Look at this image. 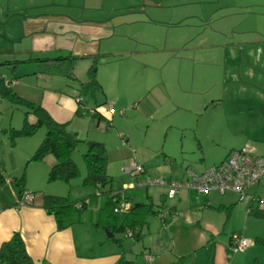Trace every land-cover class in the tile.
I'll list each match as a JSON object with an SVG mask.
<instances>
[{"label":"crops","instance_id":"obj_1","mask_svg":"<svg viewBox=\"0 0 264 264\" xmlns=\"http://www.w3.org/2000/svg\"><path fill=\"white\" fill-rule=\"evenodd\" d=\"M162 3L163 0H97L92 7L71 12L61 9L60 6L64 5L60 1L53 4L58 8L52 9L48 7V1L44 3L43 0H0V38L3 42H0V62L22 61L17 66L13 64L11 71L13 79L24 81L21 96L40 104L55 121L67 123L68 130L81 139L80 145H84L83 150L87 151L89 140L106 142L102 138L104 132L100 130L101 119L111 126L114 115H123L132 104L134 107L130 109L137 108L139 114L147 117L154 113L150 110L157 112L168 104L170 96L162 98L159 95L161 97L158 98L156 91L165 84V76L162 75L160 82L155 83L148 68L153 67L157 51L174 50L169 47L168 32L171 26H180L183 21L181 18L177 21H172L169 16L166 18V6ZM148 7L158 10L154 15H148ZM67 54L79 57L72 68L75 80L65 75L47 73L42 64L36 61L24 62ZM94 57L98 60L96 77L101 89L93 96H85L80 84L87 82V70ZM139 67H142V73ZM15 73L19 75L18 78H15ZM78 96L83 99L82 105L75 100ZM157 98L164 104L162 101L157 103ZM135 100L137 102L129 106L115 108L116 104L123 106ZM110 104L115 109L113 114L108 112ZM122 108L124 112L119 113ZM90 109H96L97 114L89 113ZM27 119L30 123L35 121L31 114ZM243 124L239 129L230 128L239 137L238 144H244L239 148L247 147L255 154H262L264 112L249 113ZM119 137L127 144L124 134H119ZM41 138L33 141L22 138L26 140L19 144L23 147L19 164L29 160L40 141H43ZM239 148L229 149L221 161L230 150ZM131 151L130 159H135L133 149ZM54 161L52 155H47L41 161L28 164L24 190L36 193L33 205H17V193L6 182L9 179L16 183L17 173L11 175L8 171H2L0 246L18 232L35 264H116L121 257L136 264H197V252L201 248H208L212 252L211 264H249L262 258L257 244L253 243L247 253L230 261V239L237 233H232L227 241H218L220 231L214 214H223L226 224L236 206L244 203L246 214L258 210L261 216L264 215V177L247 188L242 200L230 191L202 194L193 189H181L173 198H169L175 199V203L167 205L165 201L160 207L162 204L153 201L149 189H146L145 199L139 197L137 200L131 195L136 193L133 190L129 192L128 199L121 195V200L127 201L130 207L135 203H152L154 213H146L144 209L136 211L139 218L146 222L138 227V238L122 236L125 233L119 234L121 237H109L103 227L96 225L99 199L93 200L92 207L82 214L80 221L63 229H58L53 215L40 206L38 195H62L55 191L56 187L45 186ZM13 162L14 166L18 164L15 158ZM185 171L176 180L184 179L187 175ZM133 185L131 183L125 189H134ZM72 187L69 183V196ZM77 187L78 195H82L72 199L86 198L84 190L79 185ZM157 208H166L169 213L160 223L152 222L150 225L146 215L158 216ZM88 213L90 217L87 218ZM145 250L152 259L145 257Z\"/></svg>","mask_w":264,"mask_h":264},{"label":"rangeland","instance_id":"obj_2","mask_svg":"<svg viewBox=\"0 0 264 264\" xmlns=\"http://www.w3.org/2000/svg\"><path fill=\"white\" fill-rule=\"evenodd\" d=\"M43 1H48L47 5L52 9L58 8L53 4L60 1L64 5L60 8L71 12L97 3V0ZM162 4L166 6V18L169 16L172 21L181 18L183 21L180 26H171L168 32L171 35L169 47L174 50L157 51L153 67L148 68L155 83L165 76V84L156 91L158 98L170 96L168 104L157 112L150 110L154 112L150 117L129 107L123 115H114L111 126L102 119L99 124L104 132L102 138L106 139V171L111 176V182L101 191L120 192L133 183L135 188L128 191L136 192L131 194L134 200L145 199L146 189H149L156 204L161 203L160 194L165 195L166 189L160 185L137 186L136 182L144 179L143 175L134 177L124 170L131 163L132 149L136 161L145 166L150 177L179 179L185 170L202 172L219 163L229 149L243 146L238 144L239 137L230 128L243 127L251 112H264V0H163ZM156 10L146 8L148 15H154ZM4 62H0V171H8L11 175L17 173V181L31 163L27 160L19 164L23 148L19 144L26 140L22 138L33 141L42 136L44 139L47 132L44 127H39L32 135L17 136L11 145L9 130L22 127L25 109L12 103L7 93L12 91L22 97L21 84L24 81L13 79L12 65ZM139 69L142 73V67ZM18 76L15 73V78ZM158 98L157 103L162 101ZM133 102L137 101L123 106L116 104L115 108ZM119 134H124L127 144ZM83 149L84 145H78L73 152L79 176L70 181L74 187L69 194L71 198L80 197L82 194L78 195L79 189H76L79 185L85 196L90 195L91 205L87 207L90 209L95 198L102 204L107 194L94 196L93 189L82 187L86 172L82 157L86 149ZM12 158L18 160L16 166ZM8 180L7 184L13 186L18 196L19 187ZM45 186L56 187L55 191L62 194L58 196L68 195L69 184L65 182H48L46 178ZM165 201L167 205L175 203V199L165 198ZM146 217L150 225L161 222L159 216L148 214ZM214 217L220 231L218 241H227L232 233L251 240L264 235V215L261 216L258 210L246 214L244 203L236 206L226 224L223 214H214ZM256 246L262 258L249 264H264V246ZM251 247L252 244L244 252ZM244 252L234 253L229 248V260L243 256ZM211 255L208 248H201L197 252V264H211Z\"/></svg>","mask_w":264,"mask_h":264},{"label":"trees","instance_id":"obj_3","mask_svg":"<svg viewBox=\"0 0 264 264\" xmlns=\"http://www.w3.org/2000/svg\"><path fill=\"white\" fill-rule=\"evenodd\" d=\"M78 59L79 57L67 54L54 58H34L24 62L36 61L42 64L47 73L65 75L75 80L72 68ZM97 62V58L94 57L92 65L87 70V82L80 84V90L85 96H93L101 89V84L96 77ZM4 63L17 65L22 63V61H5ZM7 95L12 103L25 109L22 127L20 129L9 130L11 145L15 143L17 136L32 135L37 128L44 127L47 132L45 138L38 145L28 162H38L44 159L45 156L52 155L55 161L48 171L47 181H62L69 184L71 180L79 176V169L72 155L78 145L81 144V139L75 133L68 130L67 123L55 121L40 104L19 97L12 91H8ZM30 114L35 118L33 123H30L27 119ZM82 157L86 167V172L81 183L82 187L93 189L94 196L107 194L105 202L100 204L98 208L96 225L116 234H123L127 230H130L133 236L138 238V227L146 224V222L139 218L136 211L144 209L146 213H154L152 203H135L121 215L115 213L114 207L120 202L121 195L124 196V199H128L129 189H124L120 192H112L111 190L101 191L105 185L111 182V176L106 171L108 160L105 144L97 142L89 145ZM24 175L23 173L16 181L19 193L25 192L24 184L26 179ZM2 181L3 175L0 171V182ZM30 193L34 195L35 200L36 193ZM165 198V195H161L162 201L160 204L162 205L160 207H163ZM38 199L41 200L40 206L48 214L53 215L58 229H63L72 223L80 221L82 214L85 212L83 210H86L91 205L90 195L86 198L73 200L69 195L58 196L43 193L38 195ZM34 200L29 205H33ZM122 236L125 237L126 235ZM252 242L264 246V235L256 237ZM0 264H35L27 253L23 239L18 232H15L9 240L1 244ZM116 264L136 263L121 257Z\"/></svg>","mask_w":264,"mask_h":264},{"label":"built area","instance_id":"obj_4","mask_svg":"<svg viewBox=\"0 0 264 264\" xmlns=\"http://www.w3.org/2000/svg\"><path fill=\"white\" fill-rule=\"evenodd\" d=\"M75 100L79 105L83 102L81 96L76 97ZM129 107H134V104ZM108 112L109 114L115 113L111 104L108 106ZM118 112L123 113L124 109L122 108ZM89 113L95 115L97 110L90 109ZM124 170L134 177L143 175L144 179L138 180L137 186H163L166 189V198H173L181 189H193L202 194H207L210 191H217L220 194L229 191L235 192L239 196V200H242L246 196L247 188L264 177V152L255 154L252 149L247 147L232 149L223 161L206 168L202 172L196 173L187 170V175L182 180L149 177L145 168L135 161L134 157L131 158L130 165L125 166ZM121 199L114 207V212L117 214H122L130 208V204ZM33 200L34 195L27 191L16 197L17 205H29ZM167 213L169 210L166 208L157 210V215L162 220L165 219ZM125 235L132 237L133 233L127 230ZM251 244H253L252 240L238 234L232 235L230 239V249L234 253L244 252ZM145 257L152 259V256L148 254Z\"/></svg>","mask_w":264,"mask_h":264},{"label":"water","instance_id":"obj_5","mask_svg":"<svg viewBox=\"0 0 264 264\" xmlns=\"http://www.w3.org/2000/svg\"><path fill=\"white\" fill-rule=\"evenodd\" d=\"M93 143L94 142H89V145H93ZM105 232H106V234L109 236V237H113V236H115V237H121V235H114L113 233H111V232H109L107 229H105Z\"/></svg>","mask_w":264,"mask_h":264}]
</instances>
